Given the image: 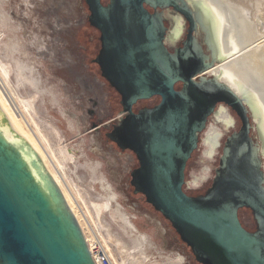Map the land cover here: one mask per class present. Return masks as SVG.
Returning <instances> with one entry per match:
<instances>
[{
  "label": "water",
  "instance_id": "obj_1",
  "mask_svg": "<svg viewBox=\"0 0 264 264\" xmlns=\"http://www.w3.org/2000/svg\"><path fill=\"white\" fill-rule=\"evenodd\" d=\"M104 1H85L89 24L101 34L93 62L121 97L123 116L106 136L139 162L134 194L171 224L199 263L264 264V167L250 112L227 84L196 80L213 66L204 65L202 49L165 45L158 10L173 8L192 22L186 0ZM156 97L158 105L135 112ZM220 103L237 112L242 127L227 138L211 188L190 196L187 165ZM242 209L252 212L255 232L242 225ZM0 264H95L62 190L1 104Z\"/></svg>",
  "mask_w": 264,
  "mask_h": 264
},
{
  "label": "rangeland",
  "instance_id": "obj_2",
  "mask_svg": "<svg viewBox=\"0 0 264 264\" xmlns=\"http://www.w3.org/2000/svg\"><path fill=\"white\" fill-rule=\"evenodd\" d=\"M85 1L11 0L5 2L0 0V16H2L0 28L3 30L0 39V94L22 121L33 141L43 151L72 200L76 210L74 213L83 228L88 227L91 231L95 229L102 234L104 242L112 249L117 259L116 264L140 263L136 259L128 258L115 240L116 229L111 225L113 223L110 224L108 210L99 206L101 200L96 190L97 183L89 178L88 172L80 166L79 160H68L67 150L72 154L75 151L80 152L81 148L89 161L100 165L102 187L110 185L102 173L103 169L106 176L117 187L121 203L135 215V224L155 239L165 252L181 253L186 256L178 250L179 236L171 224L147 204L143 195L134 194L131 173L139 167L136 156L131 151H121L106 136V133L112 131L116 121L123 116L121 97L101 76L99 66L93 62L99 54L100 34L89 25L90 12ZM239 3L246 5L244 7L248 9L249 17L253 22L260 18L264 26V0H244V2L241 0ZM164 12L167 25L171 29L174 25L171 11ZM9 15L12 23L5 21V18L9 20ZM15 26L20 31L19 36L23 39L24 47L31 53L39 69L56 91L54 101L56 110H52L53 115L46 113L43 107H40L37 98L24 91L15 79L13 62L3 50L9 31H14ZM179 41L178 39L168 41L167 46L171 52L179 45ZM260 42H264V38ZM60 96L65 108L60 105ZM159 102L160 98L156 97L142 102L137 109L154 107ZM233 117L236 124L229 128L219 122L216 116L210 118L208 128L200 135L199 148L188 164L184 186L187 194L204 195L211 188L216 170L220 166L225 142L241 127L235 115ZM212 126L221 130L222 137L215 154L208 157L205 153V138ZM262 162L264 163L263 159ZM110 191L113 192L112 189ZM116 204H118L117 201ZM125 214L130 223L138 229L129 215L126 212ZM241 219L248 230L256 229L255 220L249 211H243ZM188 254H191L189 250ZM190 262L189 259L187 264ZM152 264L183 263L170 258L168 261Z\"/></svg>",
  "mask_w": 264,
  "mask_h": 264
},
{
  "label": "bare ground",
  "instance_id": "obj_3",
  "mask_svg": "<svg viewBox=\"0 0 264 264\" xmlns=\"http://www.w3.org/2000/svg\"><path fill=\"white\" fill-rule=\"evenodd\" d=\"M187 2L202 20L203 26L208 33L209 44L214 50V58L219 60L216 66L206 72V74L208 77L214 76L219 81L227 84L242 98L252 115L255 133L254 138L260 146L261 156L264 160V42H260L264 38L262 20L259 18L256 22H253L249 17L248 9L246 10V7H244L246 5H242L236 0H187ZM0 17L2 18V16ZM9 20L5 18V21L12 23L11 17ZM9 32L10 34L5 40L3 50L13 62L15 79L18 85L24 91L36 97L40 107H43L46 113L53 115L52 110H56L54 102L56 100V91L54 87L45 78V75L39 69L31 53L24 47L23 39L19 36L20 31L18 27L15 26L14 31ZM181 32L182 22L181 20H177L172 29V38L179 37ZM2 34L3 30L0 28V39L2 38ZM58 93L61 95L60 92ZM59 101L60 105L65 108L61 96ZM0 104L16 129L40 155L47 169L62 190L71 210L76 213L72 200L48 163L43 151L33 141L22 121L17 117L9 103L1 94ZM66 114L69 116L67 111ZM216 116L217 120L228 128L234 123L233 118L224 108H221L216 113ZM70 121L74 124L72 120ZM74 127L77 130L75 125ZM221 137L222 133L219 128L216 126L209 128L205 138V146L207 148L206 156L212 157L215 154L217 148L220 146ZM67 152L68 160H79L80 166L86 169L89 178L97 183L96 190L99 192V200H101L99 201L101 202L99 206L108 210L110 224L113 223L111 225L116 229L115 240L119 243L128 258L136 259L140 264H152L158 261L164 262L170 260V258L187 264L189 261L187 256L181 253H173V255L172 253L165 252L163 247L154 244L157 243L155 239L135 224V215L130 213L125 205L121 203L117 187L106 176L103 169L102 173L110 182V185L108 187L103 186L105 189L102 187L103 180L99 174V164L89 161L81 151V148L80 152L75 151L72 154L68 150ZM100 164L102 165V162ZM75 169L77 170V167ZM116 201L119 206L116 204ZM121 207L140 231L130 223L128 216ZM81 227L92 245L96 242L95 239H100L108 248L114 262L117 260L112 249L104 242L102 234L98 230L93 229L91 231L88 227L83 228L82 225Z\"/></svg>",
  "mask_w": 264,
  "mask_h": 264
},
{
  "label": "flooded vegetation",
  "instance_id": "obj_4",
  "mask_svg": "<svg viewBox=\"0 0 264 264\" xmlns=\"http://www.w3.org/2000/svg\"><path fill=\"white\" fill-rule=\"evenodd\" d=\"M106 1H109V0H106ZM186 2H187V0H186ZM105 3V2H104ZM105 4H108V2L107 3H105ZM187 5L189 6V9L192 11V13H193V15H192V17H193V20H192V22H193V24H192V22H191V20L190 19H188V17L187 16H185L184 14H182V13H180V12H178V11H176L175 9H173V8H167V10H169V11H171V15H172V20H173V23H174V25H173V27L170 29L169 28V26L167 25V22H166V18H165V14H164V22H165V26H166V28H167V34H166V39H165V45H166V47L168 48V46H167V43H168V41L170 40V41H175V40H180L179 41V45L174 49V50H176V49H178V48H184L187 44L191 47V48H195V49H202V51H203V53L206 55V56H208V59H206L205 60V62H204V65H210V66H212V68H214L215 66H216V64L219 62V60H217L216 58H214V50L212 49V47L210 46V44H209V39H208V33H207V31H206V29L204 28V26H203V23H202V20L199 18V16H198V14H197V12L192 8V6L187 2ZM147 9L151 12V13H154L155 11L153 10V9H151V8H149V7H147ZM89 10V9H88ZM166 9H163V10H161V9H159L158 10V12H163V13H165L164 11H167ZM177 20H181V22H182V32H181V34L179 35V37H177V38H175V39H173L172 38V36H171V34H172V29L174 28V26H175V24H176V21ZM88 22H89V20H88ZM90 25V24H89ZM194 25H195V27H194ZM195 28V29H194ZM94 29V28H93ZM94 30H96V29H94ZM97 31V30H96ZM98 32V31H97ZM99 34H100V32H98ZM100 37H101V34H100ZM100 37H99V40H100ZM169 49V48H168ZM100 50H101V42H100ZM100 50H99V52H100ZM170 50V49H169ZM174 50H173V52H174ZM171 51V50H170ZM212 68H210L209 70H211ZM100 69V68H99ZM208 70V71H209ZM207 71V72H208ZM200 78H206V79H208V80H212V79H215V77L213 76V77H208L207 76V74H206V72L204 73V74H202V75H200V76H198L197 77V81L199 82L200 81ZM217 79V78H216ZM182 87V85L180 84V85H178V89H180ZM144 102V101H143ZM142 102H140V103H138L136 106H135V112H139V110H141V109H144V108H152V107H144V108H141V109H137L138 107H139V105L141 104ZM160 103V102H159ZM158 103V104H159ZM157 104V105H158ZM246 105V104H245ZM156 106V105H155ZM247 107V106H246ZM221 108H224V109H226L227 111H228V113L231 115V117L233 118V120H234V123H233V125L232 126H234L235 124H236V121H235V118L233 117V115H235V117L239 120V122L241 123V127H242V122H241V119H240V117H239V115L237 114V112L234 110V109H232L231 107H229L228 105H226V104H224V103H220V104H218L217 105V107H216V112H215V114H213L211 117H213V116H216V113L221 109ZM248 109V108H247ZM249 111V110H248ZM249 116H250V118H251V120H252V123H253V125H254V122H253V118H252V115H251V113H249ZM122 117V116H121ZM120 117V118H121ZM210 117V118H211ZM217 117V116H216ZM210 118H209V120H210ZM120 119H118L117 121H119ZM241 127H240V129H241ZM239 129V130H240ZM238 130V131H239ZM235 132H237V131H235ZM107 134V133H106ZM233 134V133H232ZM207 152V148H206V151H205V153ZM209 157V156H208ZM262 157V156H261ZM190 162V161H189ZM189 164V163H188ZM187 169H188V165H187ZM187 169H186V178H187ZM197 182H198V180L196 181V183L195 184H197ZM189 195V194H188ZM190 196H193V195H190ZM200 196V195H199ZM243 211H249L251 214H252V212L250 211V210H248V209H242V210H240V212H239V217H240V220H241V222H242V219H241V214H242V212ZM253 215V214H252ZM254 218V217H253ZM256 223V222H255ZM242 225L244 226V224H243V222H242ZM245 227V226H244ZM246 228V227H245ZM247 229V228H246ZM256 229H257V226H256ZM256 229L254 230V231H250V230H248V231H250V232H255L256 231ZM177 234V233H176ZM178 235V234H177ZM179 236V235H178ZM156 244H158V243H156ZM177 247H178V250H180V251H182L184 254H186V256L188 257V259H190V263L189 264H201V263H199L197 260H196V258H195V256L193 255V253H192V251H191V249L185 244V243H183L182 241H181V239H180V237H179V243L177 242ZM190 251L191 252V254H188L187 255V251Z\"/></svg>",
  "mask_w": 264,
  "mask_h": 264
},
{
  "label": "built area",
  "instance_id": "obj_5",
  "mask_svg": "<svg viewBox=\"0 0 264 264\" xmlns=\"http://www.w3.org/2000/svg\"><path fill=\"white\" fill-rule=\"evenodd\" d=\"M95 240L96 242L92 245L87 239L95 264H115L106 245L100 239Z\"/></svg>",
  "mask_w": 264,
  "mask_h": 264
}]
</instances>
